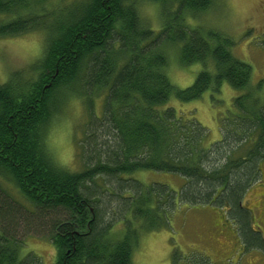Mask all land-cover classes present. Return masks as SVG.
Listing matches in <instances>:
<instances>
[{
	"label": "trees",
	"instance_id": "obj_1",
	"mask_svg": "<svg viewBox=\"0 0 264 264\" xmlns=\"http://www.w3.org/2000/svg\"><path fill=\"white\" fill-rule=\"evenodd\" d=\"M147 1L160 8L159 32L141 17ZM213 8L215 0H0V38L49 35L30 73L0 84V264H39L34 255H21L22 240L44 228L52 232L53 264H133L141 232L122 237L118 222L155 220L152 202L154 212L166 213V224L164 199L173 209L177 199L216 210L228 205L227 220L238 226L243 244L264 248L243 208L264 172V83L254 85L252 66L233 55L232 35L200 22ZM167 47L181 67L204 66L190 87L172 83ZM224 84L246 92L234 101L238 113L220 123L221 145L213 152L208 131L167 104L194 102L209 90L219 94ZM74 97L90 112L77 147L91 161L81 172L57 165L46 143L53 118ZM102 97L97 118L94 102ZM143 172L178 175L186 183L179 193L165 184L146 186L133 179ZM99 178L112 187L97 185ZM2 181L32 208L13 199Z\"/></svg>",
	"mask_w": 264,
	"mask_h": 264
},
{
	"label": "rangeland",
	"instance_id": "obj_2",
	"mask_svg": "<svg viewBox=\"0 0 264 264\" xmlns=\"http://www.w3.org/2000/svg\"><path fill=\"white\" fill-rule=\"evenodd\" d=\"M213 10L215 11L201 18L200 22L204 21L232 35L236 40L233 55L252 66L254 85L258 81L264 83V0H215ZM160 12L158 5L151 2L143 3L140 7L143 21L156 32L162 27ZM48 39L49 35L45 31L0 38V84L7 83L15 73L27 71L30 73L31 67L42 58ZM167 53H169L167 72L172 83L179 89L190 87L198 74L205 69L202 64L183 68L179 64L176 51L172 52L169 48ZM208 69L213 71L214 68ZM245 92L224 84L219 94H213L212 90H209L202 99L190 103L172 98L167 108H174L179 115L195 119L201 124L208 131L206 147L217 152L216 147L221 143L216 142L222 139L223 133L220 123L228 119V116L232 117L238 113L234 101ZM260 94L264 98V86ZM103 97L94 102L97 118L102 117ZM88 114L90 116L85 100L74 97L53 118L47 133L46 143L53 160L67 171L81 172L90 164L91 160L87 155L82 156L77 147L84 139L86 130L90 128ZM238 155L243 156L241 149H238ZM133 179L146 186L165 184L177 193L186 183L181 176L154 172L137 173ZM104 183L111 186L107 178L103 181L101 178L97 179L96 184L106 189L107 185L105 187ZM1 184L19 204L32 208L11 183L2 181ZM103 199L116 202L114 196L106 195ZM243 202L244 206L252 211L251 216L254 215L255 227L261 226L263 232L260 234L264 240V172L260 182L250 189ZM140 204L136 205L137 208L141 207ZM174 205H169L165 199L162 203V208L169 210L168 224L163 223L166 213L154 212L152 202L149 208L155 220L154 217H141L134 222L129 221L126 225L123 221L118 222L117 231L122 237L128 231H135L137 234L141 232L137 238L138 245L133 248V264H264V248L258 247L261 242L255 243L259 250L250 244L248 248L243 244L244 241L239 239L237 232L238 226L227 220V216L229 219L232 218L229 212L225 213L228 205L216 210L212 207L181 204L179 199L175 209L172 208ZM132 213L133 211L131 215ZM51 219L53 217L46 221L51 222ZM151 224L156 225L155 229L158 230L147 231ZM22 241L23 257L34 255L39 264H53L56 261V250L49 228L23 238Z\"/></svg>",
	"mask_w": 264,
	"mask_h": 264
},
{
	"label": "flooded vegetation",
	"instance_id": "obj_3",
	"mask_svg": "<svg viewBox=\"0 0 264 264\" xmlns=\"http://www.w3.org/2000/svg\"><path fill=\"white\" fill-rule=\"evenodd\" d=\"M243 208H244V205H243ZM246 209H248V208L246 207ZM250 212H252V211L250 210ZM252 220H253V222H252V229H253V231H257V230H259L260 233L263 232L261 226L256 225V227H255V219H254V215H252ZM225 221H226V223H227V220H225ZM256 229H257V230H256ZM257 232H258V231H257Z\"/></svg>",
	"mask_w": 264,
	"mask_h": 264
},
{
	"label": "bare ground",
	"instance_id": "obj_4",
	"mask_svg": "<svg viewBox=\"0 0 264 264\" xmlns=\"http://www.w3.org/2000/svg\"><path fill=\"white\" fill-rule=\"evenodd\" d=\"M148 2V1H147ZM139 17V16H138ZM165 56V55H164ZM139 96V95H138ZM120 193V192H119ZM122 194V193H121ZM2 229V228H1ZM116 242V241H115Z\"/></svg>",
	"mask_w": 264,
	"mask_h": 264
}]
</instances>
